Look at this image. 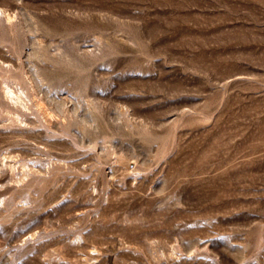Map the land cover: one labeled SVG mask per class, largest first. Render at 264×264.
<instances>
[{
	"label": "rangeland",
	"instance_id": "rangeland-1",
	"mask_svg": "<svg viewBox=\"0 0 264 264\" xmlns=\"http://www.w3.org/2000/svg\"><path fill=\"white\" fill-rule=\"evenodd\" d=\"M0 8V264H264V0Z\"/></svg>",
	"mask_w": 264,
	"mask_h": 264
},
{
	"label": "bare ground",
	"instance_id": "bare-ground-1",
	"mask_svg": "<svg viewBox=\"0 0 264 264\" xmlns=\"http://www.w3.org/2000/svg\"><path fill=\"white\" fill-rule=\"evenodd\" d=\"M4 11L5 10H1V8H0V13L2 14V13H4ZM5 14H7L4 18V21H12V15H10V13L8 14L6 11H5ZM9 24L7 25V26H9L10 24H11V22H8ZM31 24V23H30ZM32 24H33V22H32ZM29 25V24H28ZM10 27V26H9ZM31 27V28H30ZM27 30H35L36 28H37V24H35L34 23V25L32 26H30ZM10 29V28H9ZM32 33V32H31ZM34 33V32H33ZM1 41H3V39H0V42ZM5 41V40H4ZM32 41H34V39L33 40H31V43H32ZM2 43V42H1ZM36 43V40L34 41V44ZM33 44V43H32ZM31 44V45H32ZM36 45V44H35ZM39 45V44H38ZM38 45H36L35 47H33L34 49L31 51L32 52V56L33 57H35V58H37V59H48L49 58V56L47 55V53H46V48H45V46L44 47H41L40 45L38 46ZM34 46V45H33ZM30 52V53H31ZM29 56H30V54H29ZM49 60V59H48ZM3 63V62H2ZM3 67V66H2ZM1 68V67H0ZM38 69V68H37ZM1 70V69H0ZM3 70V69H2ZM5 70H7V69H4V71ZM8 71H9V69H8ZM8 71H5V72H3V76L4 77H6V78H2V80H5V81H3V83H5V88H2V90H3V92H4V95L6 96V97H8L10 100H12L13 102H19V103H23V101H22V98H21V96L18 94V93H16L14 90H13V88L11 89L9 86H11V85H9L8 86V84H7V78L8 77H10V75L9 76H7L6 74H8V73H6V72H8ZM10 72V71H9ZM4 73H5V75H4ZM33 79H35V80H33L34 82H39V81H44L45 79H47L46 78V76H45V74H43L42 72H40L39 71V69L38 70H36V69H34L33 70ZM12 75V74H11ZM2 76V74L0 75V77ZM11 77H14L15 79H16V76L14 75V76H11ZM13 78V79H14ZM9 79V78H8ZM11 79L12 78H10V80H8V81H10L11 82ZM12 79V80H13ZM14 79V80H15ZM1 80V81H2ZM13 80V81H14ZM36 83V84H37ZM1 84H2V82H1ZM10 84V83H9ZM2 85H4V84H2ZM84 87L83 88H78V89H76V93H77V97L78 96H80V97H83L84 99H86L85 97L87 96V94H84ZM75 93V94H76ZM76 97V96H75ZM88 98V97H87ZM88 100V101H87ZM86 101H87V104L89 105V104H92L91 103V101L89 102V98L88 99H86ZM64 103V102H63ZM56 106L55 107H57L58 108V110L60 111V113H61V116H63V117H65L66 116V109H64V106H63V104L61 103V102H56V104H55ZM65 105V104H64ZM88 105H87V107H88ZM76 106V105H75ZM78 107V106H77ZM6 110V112H7V114H12V115H14L15 114V112H13L12 110H10V109H5ZM78 110V109H77ZM77 110L75 109V110H73V115H72V121L70 122V125H74V126H78V127H80V129L84 132V131H86L85 130V127L86 126H90L91 125V123H89L90 121H94V120H96V114H95V112L93 111V110H91V108L90 107H88V109H87V111H89L88 113H87V115H88V117L89 118H94V120L93 119H89V118H87L86 116H84V115H80L78 112H77ZM72 111V110H71ZM71 114V113H70ZM19 117V116H18ZM11 118V117H10ZM17 119H19V118H17Z\"/></svg>",
	"mask_w": 264,
	"mask_h": 264
}]
</instances>
